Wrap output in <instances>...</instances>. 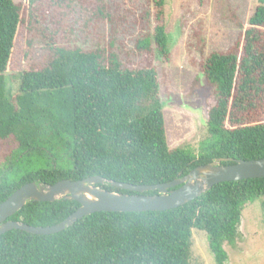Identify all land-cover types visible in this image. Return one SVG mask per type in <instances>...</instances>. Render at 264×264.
<instances>
[{
  "label": "trees",
  "instance_id": "trees-1",
  "mask_svg": "<svg viewBox=\"0 0 264 264\" xmlns=\"http://www.w3.org/2000/svg\"><path fill=\"white\" fill-rule=\"evenodd\" d=\"M91 1L84 5L93 9L91 16L113 26L112 15L102 9L106 0ZM54 3L72 4L74 13L81 10L76 0ZM150 3L155 14L147 10L134 49L149 51L154 43L167 59L164 0ZM28 4V24H42L37 12L44 0ZM21 16L17 3L0 0V140L12 139L16 145L0 169V202L32 181L53 184L99 175L154 185L214 158H264V0H258L227 50L203 59L202 72L215 99L207 112L208 136L196 153L189 147L169 148L156 70L126 67L112 41L107 49L81 45L74 36L69 42L51 38L45 43L48 61L20 72L12 85L6 70ZM48 26L41 25L51 36ZM70 31L75 34L74 28ZM254 200L264 212V177L217 183L168 210L94 212L52 234L12 229L0 235V264H190L194 228L206 233L215 264H225L223 243L238 236L242 208ZM78 206L71 199L29 201L9 219L50 226Z\"/></svg>",
  "mask_w": 264,
  "mask_h": 264
},
{
  "label": "rangeland",
  "instance_id": "rangeland-1",
  "mask_svg": "<svg viewBox=\"0 0 264 264\" xmlns=\"http://www.w3.org/2000/svg\"><path fill=\"white\" fill-rule=\"evenodd\" d=\"M13 1L20 6L22 16L6 70L12 85H17L20 72L40 68L48 61L50 53L45 43L51 38L69 42L74 36L75 41L88 47H107L112 41V49L126 67H154L168 146L189 147L195 153L208 136L207 112L215 99L214 89L202 72L203 59L213 51L227 50L258 4V0H164L163 22L169 50L165 59L158 55L154 43L149 51L139 53L134 49L146 26L147 10L155 14L147 0H106L102 9L112 15L113 26L91 16V6L84 7L93 3L91 0H76L81 9L77 13L72 12V4L56 5L57 0H44L37 12L40 25L28 24V0ZM44 22L51 36L41 27ZM15 147L12 139L0 140V169ZM238 230L232 242L223 243L225 264H264V212L258 200L243 206ZM190 264H215L206 233L195 228Z\"/></svg>",
  "mask_w": 264,
  "mask_h": 264
},
{
  "label": "water",
  "instance_id": "water-1",
  "mask_svg": "<svg viewBox=\"0 0 264 264\" xmlns=\"http://www.w3.org/2000/svg\"><path fill=\"white\" fill-rule=\"evenodd\" d=\"M226 161L232 163L223 164ZM260 177H264V158H214L209 163L197 165L182 177L154 185L114 181L99 175L80 180L62 179L53 184L32 181L23 184L0 202V235L12 229L34 234H52L98 211L141 212L177 208L197 198L217 183ZM102 184L135 193L105 190L99 186ZM149 191L156 193L143 194ZM58 199L75 200L79 206L57 224L33 226L20 220L9 219L29 201L53 202Z\"/></svg>",
  "mask_w": 264,
  "mask_h": 264
}]
</instances>
